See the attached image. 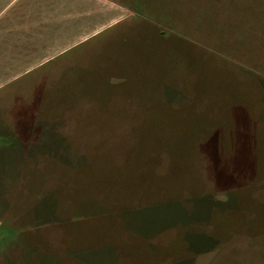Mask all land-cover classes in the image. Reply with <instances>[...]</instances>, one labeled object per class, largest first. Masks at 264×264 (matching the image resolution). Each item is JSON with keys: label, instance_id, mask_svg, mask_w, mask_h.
Masks as SVG:
<instances>
[{"label": "rangeland", "instance_id": "rangeland-1", "mask_svg": "<svg viewBox=\"0 0 264 264\" xmlns=\"http://www.w3.org/2000/svg\"><path fill=\"white\" fill-rule=\"evenodd\" d=\"M0 264H264V0H0Z\"/></svg>", "mask_w": 264, "mask_h": 264}, {"label": "crops", "instance_id": "crops-1", "mask_svg": "<svg viewBox=\"0 0 264 264\" xmlns=\"http://www.w3.org/2000/svg\"><path fill=\"white\" fill-rule=\"evenodd\" d=\"M91 21H93V20H91Z\"/></svg>", "mask_w": 264, "mask_h": 264}]
</instances>
